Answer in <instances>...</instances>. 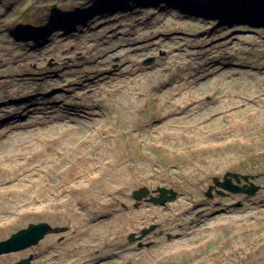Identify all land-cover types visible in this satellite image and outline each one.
Listing matches in <instances>:
<instances>
[{"label":"rangeland","instance_id":"obj_1","mask_svg":"<svg viewBox=\"0 0 264 264\" xmlns=\"http://www.w3.org/2000/svg\"><path fill=\"white\" fill-rule=\"evenodd\" d=\"M4 42L0 241L65 231L0 264H264V0H0ZM227 172L260 189L207 198ZM150 225V247L127 240Z\"/></svg>","mask_w":264,"mask_h":264},{"label":"water","instance_id":"obj_2","mask_svg":"<svg viewBox=\"0 0 264 264\" xmlns=\"http://www.w3.org/2000/svg\"><path fill=\"white\" fill-rule=\"evenodd\" d=\"M253 1V0H247ZM153 62L152 59H147L144 61L146 65H150ZM253 177L235 174L227 172L221 180L218 178H213V186L208 188L205 196L209 199L212 198V190H214L215 195H222L223 193L232 194H244L247 196H253L260 188L252 182ZM153 194L156 196H150V192L147 188H141L138 191L132 193V199L138 203L145 202L152 204L154 206H164L167 203L174 202L177 199L178 194L172 189L157 188ZM156 229V225H150L147 228L140 229L138 236L135 234H129L127 240L129 242H136L137 248L143 247L141 243L149 234L153 233ZM65 231V228L52 227L51 225L41 222L38 224H29L26 228L17 231L12 234L6 240L0 241V256L18 253L35 247L38 243L49 234H58ZM149 247L150 244H146ZM33 260V256L29 255L24 259L19 260L15 264H30Z\"/></svg>","mask_w":264,"mask_h":264},{"label":"bare ground","instance_id":"obj_3","mask_svg":"<svg viewBox=\"0 0 264 264\" xmlns=\"http://www.w3.org/2000/svg\"><path fill=\"white\" fill-rule=\"evenodd\" d=\"M162 9V8H161ZM163 14H166V15H171V18L172 17H176L173 13H171V12H169V11H166V13H163ZM161 15L160 17H164V16H166V15ZM160 17H156L155 18V21H153V22H151L149 25H151L150 27H152L153 25L155 26L156 24H157V20H159L160 19ZM123 18H125V17H123ZM145 18L144 17H142V19H140V23H139V21H138V23H139V25L141 26V25H143V26H146V25H148L147 24V22L144 20ZM136 24V23H135ZM125 25V26H123L122 28H121V30L120 31H118L119 32V34L120 35H122V36H133L134 34H138L139 36H140V38L141 39H143V40H145V39H147L148 38V36L149 35H145V31H137V26L138 25ZM177 27V25L175 26V25H173L171 22L169 23V22H167L166 23V25L165 26H163L162 27V29L163 28H176ZM170 30H172V29H170ZM173 30H175V29H173ZM159 31V30H158ZM99 34V33H98ZM161 35H164V32H162V34ZM166 35H169V33H167ZM107 38V40H109V38L108 37H106ZM138 39V38H137ZM137 39H136V41H137ZM165 40V39H164ZM100 42L101 41V39H98L97 38V35H93V40H92V42H94V43H96V42ZM161 42V43H160ZM162 42H165V41H159V43L160 44H162ZM93 48H97L95 45H93L92 46ZM147 49V47H143L142 49H141V51H143V50H146ZM16 50V48L15 47H13L12 45H10V44H8V43H6V42H4V43H0V57H3V56H5V55H9L10 57V59L9 60H7L8 62H12V61H16L18 58H16V57H18L19 55L17 54L18 52L17 51H15ZM137 51H138V49H134V50H132V51H130V54L129 53H125V55H124V57H128V56H133L132 54H137ZM1 62H2V64L3 63H5L4 61H2L1 60ZM137 65V67L135 68V66ZM136 65H133L132 64V66H131V68L129 69V71L130 72H134V71H136L137 70V68L138 69H140V70H142L141 68H139L138 66V64H136ZM10 67V66H9ZM8 68V67H7ZM95 71L96 72H98L99 73V71H98V66L96 67V69H95ZM143 71V70H142ZM10 76H11V74H9ZM31 76L32 74L31 73H29V72H25V73H23L22 75L20 74L18 77H21V76ZM11 79L12 78V76L11 77H4V79L5 80H7V79ZM14 80V79H13ZM11 81H12V79H11ZM94 82H96V81H94ZM33 86H37V85H33ZM88 87V86H87ZM5 89V87H0V90H3V91H5L4 90ZM4 94H6V93H4ZM16 114H20V113H16ZM27 119H28V117H27ZM1 135H3V134H1ZM4 143H6V141H2L1 142V140H0V145H3ZM0 148H1V146H0ZM77 249H79L78 247H77ZM72 251V253H77V251H73V250H71ZM69 252H70V250H69Z\"/></svg>","mask_w":264,"mask_h":264},{"label":"flooded vegetation","instance_id":"obj_4","mask_svg":"<svg viewBox=\"0 0 264 264\" xmlns=\"http://www.w3.org/2000/svg\"><path fill=\"white\" fill-rule=\"evenodd\" d=\"M145 243H149L150 244V246L154 243L153 241H151V242H145ZM145 243H142L143 245H145ZM149 246V247H150ZM136 248H137V244H136ZM138 249V248H137ZM141 249V248H140Z\"/></svg>","mask_w":264,"mask_h":264}]
</instances>
